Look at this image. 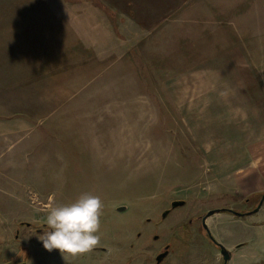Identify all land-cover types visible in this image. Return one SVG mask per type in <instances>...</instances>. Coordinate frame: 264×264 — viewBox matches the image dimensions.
I'll list each match as a JSON object with an SVG mask.
<instances>
[{
    "label": "rangeland",
    "instance_id": "1",
    "mask_svg": "<svg viewBox=\"0 0 264 264\" xmlns=\"http://www.w3.org/2000/svg\"><path fill=\"white\" fill-rule=\"evenodd\" d=\"M256 163L264 0H0L3 261L21 242L48 264L30 229L87 193L105 251L54 264H154L164 245L159 264H223L218 245L262 263L264 202L247 212L264 192L236 193ZM213 209L246 214L216 211L207 233Z\"/></svg>",
    "mask_w": 264,
    "mask_h": 264
},
{
    "label": "clouds",
    "instance_id": "2",
    "mask_svg": "<svg viewBox=\"0 0 264 264\" xmlns=\"http://www.w3.org/2000/svg\"><path fill=\"white\" fill-rule=\"evenodd\" d=\"M103 202L99 196L82 194L75 202L50 206L46 216L47 231L38 237L48 252L58 250L63 256L76 257L99 246Z\"/></svg>",
    "mask_w": 264,
    "mask_h": 264
},
{
    "label": "flooded vegetation",
    "instance_id": "3",
    "mask_svg": "<svg viewBox=\"0 0 264 264\" xmlns=\"http://www.w3.org/2000/svg\"><path fill=\"white\" fill-rule=\"evenodd\" d=\"M201 223H202V217H201ZM30 231L31 232H34L36 235H39V236L43 234V231H42L41 228L30 229ZM45 231H46V229H45ZM17 247H19L18 250L16 249V252L18 254L15 255V256H17V258L13 261V264H30L29 262H31V259H32L31 258V249H30L31 245H29L27 243L26 244H23V243L20 242V243H18ZM162 247H163L162 250L160 248L154 254V258H155L154 259L155 260L154 261V264H159V262H160V261L159 262L156 261V256L159 253H161L163 251H166V249L169 248L168 245H164ZM0 249H1V247H0ZM93 251H95V252H103V251H105V249L99 245ZM0 252H2V251L0 250ZM48 253H49L48 254V257L50 258L47 261L48 264H54L55 261L53 260V256L56 255L55 253H60V252L58 250H53V251L48 252ZM65 256H67V255L65 254ZM3 257H4L3 255H0V264H11V262L8 261V260H4L3 261V259H4ZM92 257H93L92 259L94 261V264H99V261L101 259V255L100 254H93ZM221 262L224 264V260H223L222 255H221Z\"/></svg>",
    "mask_w": 264,
    "mask_h": 264
},
{
    "label": "crops",
    "instance_id": "4",
    "mask_svg": "<svg viewBox=\"0 0 264 264\" xmlns=\"http://www.w3.org/2000/svg\"><path fill=\"white\" fill-rule=\"evenodd\" d=\"M251 168L252 169L250 171L245 173L244 180H243L242 184L240 185V187H238V189L236 190V193H239V191L246 192L247 190H250V189L253 191L264 192V166L256 163V164L252 165ZM226 192L235 194L232 191H226ZM206 218L208 220V216ZM205 225H207V221H206ZM206 228H207V226H206ZM166 251L168 253L169 248L166 249ZM215 258H216L218 263H219V261H221V254H220L219 250H217L215 252ZM226 262L224 264H226ZM249 264H264V262H262V263L261 262H256V263L250 262Z\"/></svg>",
    "mask_w": 264,
    "mask_h": 264
},
{
    "label": "water",
    "instance_id": "5",
    "mask_svg": "<svg viewBox=\"0 0 264 264\" xmlns=\"http://www.w3.org/2000/svg\"><path fill=\"white\" fill-rule=\"evenodd\" d=\"M262 202H264V194L261 195V198H260V200L258 201L257 205H256L253 209L249 210L247 213H252V212L257 211V210L259 209V207L261 206ZM183 203H184V202H183L182 200H175V201H172V202H171V207L180 206V205H182ZM117 209H118V210H122V209H124V206H120V207H118ZM227 210H229L232 214H234V215H238V216L243 215V214H246V213L236 212V211H233V210H231V209H227ZM216 211H220V209L209 210V211H207V212L205 213V215L202 216V225L204 226L203 228L206 230L207 233H209V232H208V230H207V228H206V225H205V219H206L207 216L211 215L212 213H214V212H216ZM162 215L165 216V215H166V211H164ZM208 235H209V234H208ZM218 247H219L220 254L222 255L223 260H224V263H225V262L227 261L228 257H229L228 251H226V250L224 249V247L221 246V245H218ZM166 254H167V251H163V252L159 253V254L156 256V261L161 260V258H163Z\"/></svg>",
    "mask_w": 264,
    "mask_h": 264
},
{
    "label": "trees",
    "instance_id": "6",
    "mask_svg": "<svg viewBox=\"0 0 264 264\" xmlns=\"http://www.w3.org/2000/svg\"><path fill=\"white\" fill-rule=\"evenodd\" d=\"M220 210H227V209H220ZM227 211H229V210H227Z\"/></svg>",
    "mask_w": 264,
    "mask_h": 264
}]
</instances>
